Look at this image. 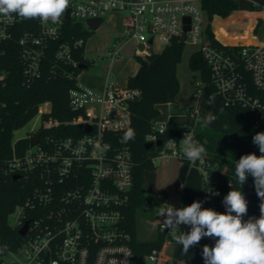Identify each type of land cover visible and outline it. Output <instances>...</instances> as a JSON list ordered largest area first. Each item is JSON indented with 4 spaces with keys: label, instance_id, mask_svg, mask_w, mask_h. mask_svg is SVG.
<instances>
[{
    "label": "built area",
    "instance_id": "2783aa9c",
    "mask_svg": "<svg viewBox=\"0 0 264 264\" xmlns=\"http://www.w3.org/2000/svg\"><path fill=\"white\" fill-rule=\"evenodd\" d=\"M121 11L126 12L124 32L111 44L106 56L120 57L123 41H133L135 56L147 58L156 53V41L164 49L174 38L181 40L188 23L185 18L190 17L184 42L198 44L224 102L248 107L255 124L264 122V101L251 92L246 79L249 73L256 88L264 90V43L243 44L238 54L231 49L235 44L220 39L230 49L214 44L207 28L211 25L213 30V22L219 15L215 14L211 20L202 0H69L68 8L56 23L39 20L38 31L25 32L16 39L23 84L30 85L42 78L47 52L53 47L54 59L74 69H80L81 64L88 67L97 64L85 52L82 59L75 57L84 39L65 40V23L89 18L106 20L108 14ZM17 22L18 18L7 20L0 16V123L5 106L1 94L10 73L5 63L15 45ZM52 71L56 73L57 69L54 67ZM203 91L204 83L200 80L193 93L192 106L178 117L160 111L146 136V142H153L152 148L156 150L153 161L157 157L175 156L182 166H188L186 179L177 181V198L165 192L154 208H167V204L184 207L187 180L195 170L200 175L201 189L194 201H201L202 208L226 211L222 204L225 165L207 150L202 161L192 165L182 152L181 140L186 132L201 142L196 122L198 118L202 120ZM142 96L140 87H118L109 82L105 90L99 91L78 82L69 92L70 107L77 112L72 118H56L50 101L41 104L37 114L42 116L40 127L32 128L24 138H14L11 153L4 159L3 174L19 175L18 179L31 185L32 191L9 215V223L18 235L5 244L0 264H134V237L128 218L134 186V157L131 144L122 138L132 124L131 104ZM64 125L72 127L69 134L59 131ZM38 132H41L39 142L31 144ZM24 140L29 142L28 146L20 143ZM159 140L161 145L157 144ZM169 140L176 141L175 148L169 146ZM104 144L110 146L107 151L103 150ZM253 193L250 180L244 194L248 202L245 221L255 208ZM14 213V219L10 220ZM158 216L148 221L149 236L138 238H161L163 243L146 253L144 260L146 264H172L176 257H167L165 248L176 241L179 230L175 235L169 229L163 230V217L156 219ZM26 225V233L21 234ZM181 231L187 232L189 227L182 225ZM200 243L211 247L215 239L205 237ZM177 264H186V260L178 259Z\"/></svg>",
    "mask_w": 264,
    "mask_h": 264
},
{
    "label": "trees",
    "instance_id": "16d2710c",
    "mask_svg": "<svg viewBox=\"0 0 264 264\" xmlns=\"http://www.w3.org/2000/svg\"><path fill=\"white\" fill-rule=\"evenodd\" d=\"M202 5L211 20L215 14L225 18L239 9L238 0H202ZM225 19L217 17L213 25L215 26L217 22ZM38 28L39 19L21 21L18 18L15 45L5 63V67L10 69V73L6 87L1 94L5 106L0 123V261L1 255L5 251V244L18 235L9 223V215L32 191V186L26 181L16 179L14 176L6 177L3 174L4 159L11 153L14 131L31 121L38 114L41 104L46 101L52 103V114L56 118L65 120L77 114L70 107L69 92L72 88L78 86L80 69H74L67 64L57 62L54 59V47L47 52L45 73L42 78L30 85L23 84L22 67L18 59L19 47L16 39L25 32H36ZM93 32L85 28L80 22L66 21L64 39H84L83 46L79 47L74 54L76 58L82 59L87 39ZM207 33L214 44L230 49L229 46L222 44L215 37L211 25L208 26ZM216 33L226 43H235V34L217 31ZM185 43L179 38H174L162 51L147 58L138 56L137 60L141 66L137 74L130 76L128 82L130 86L140 87L143 90L142 98L131 104V128L135 130V139L129 140L134 157V186L131 195V206L128 210L129 227L134 237V264H146L144 255L153 248L160 247L163 243L161 238L159 240H140L137 236L140 209L146 206L154 208L161 201L159 194L147 195L144 173L146 170L154 168L153 157L156 155V150L146 148V136L152 131L155 118L160 115L158 105L178 101L181 84L177 70L179 63L182 61ZM231 49L235 51V54L240 52V46ZM155 59H158V65L155 70H150L149 65ZM189 65L192 70L200 72L201 80L204 83V91L200 98V111L203 122L209 113L216 117L212 124L207 125L210 129L199 130L197 134L202 143L207 142L205 144L206 150L225 165L223 198L236 187L245 194L249 181L252 180L254 191L252 200L255 208L250 216L259 218L261 215V200L257 196L254 179L249 176L244 185L238 186L235 179V164L243 155L251 153H255L257 156L261 155L258 147L252 143V138L258 132H264V122L260 125L255 124L253 112L250 108L242 105H227L224 102L212 81L210 66L200 50H196L191 54ZM54 67L57 69L56 73L52 71ZM246 79L251 92L264 101V90L256 88L249 73L246 74ZM71 130L72 127L66 125L59 129L60 132L65 134H69ZM51 131H55V129ZM20 143L27 146L29 144L27 140ZM230 183L232 184L231 187ZM200 189V175L197 171L192 170L187 180L188 194L185 197L184 206L194 202L200 193ZM204 246L205 244L199 242L189 249L187 255H184L182 254V246L179 245L175 253L176 259L172 264H177L178 259L186 260V264H204L202 256Z\"/></svg>",
    "mask_w": 264,
    "mask_h": 264
},
{
    "label": "clouds",
    "instance_id": "9594fccd",
    "mask_svg": "<svg viewBox=\"0 0 264 264\" xmlns=\"http://www.w3.org/2000/svg\"><path fill=\"white\" fill-rule=\"evenodd\" d=\"M69 6V0H0V16L7 20L19 18L21 21L39 19L42 23H56ZM216 117L209 113L204 124L210 125ZM167 130L165 126L164 131ZM123 142L135 139V130L129 127L123 136ZM169 146L175 148L176 141L169 140ZM196 139L194 134L186 132L181 140L183 157L192 165L202 161L206 152L205 144ZM261 153L246 154L236 161L235 179L238 186L246 183L249 176L254 179V187L261 200L259 218L247 215L248 202L238 187L233 188L223 198L225 212L220 213L211 208H202L201 201H194L188 206L175 208L168 205L160 208L163 217L161 227L169 229L175 235L176 242L182 246V254L197 245L202 238H214V246L205 245L202 250L204 264H264V132H258L252 138ZM100 147V145H97ZM109 145L104 144L107 151ZM232 184L230 183V187ZM186 225L189 231L182 232Z\"/></svg>",
    "mask_w": 264,
    "mask_h": 264
},
{
    "label": "rangeland",
    "instance_id": "374dc122",
    "mask_svg": "<svg viewBox=\"0 0 264 264\" xmlns=\"http://www.w3.org/2000/svg\"><path fill=\"white\" fill-rule=\"evenodd\" d=\"M251 1L264 3V0H238L239 9L244 11L247 10ZM231 14L227 19L215 24L214 27L217 32H227L235 34V32L233 31H226L225 26L227 24H231L234 26L235 21L237 20V17L240 13L233 11ZM109 15L110 14H108L107 17ZM125 16L126 12L124 11L116 12L113 21L106 20L87 39L85 45V54L88 58H90V60H96L98 64L90 65L88 68L80 70L78 75V81L80 84L87 86L88 79L104 80L109 73V77L111 80H122L128 74L132 73V71H134V64L132 63V61H130L132 57L125 53L120 59L101 57V48L103 47L105 41L111 33L114 34L121 30L122 20ZM78 22L82 23L85 28L89 29L86 21ZM198 48V44H194L189 41L185 43L182 61L178 65V77L181 84V90L178 95V101H180V103H164L159 107L161 112H169L173 116L178 117L180 112H184L188 108V103H194V99L191 97V94L194 93L197 82L201 80V75L199 71H194L191 69L189 60L191 54L194 51L198 50ZM162 50V45L158 41H156L154 45V51L157 53ZM111 61H113L112 64ZM41 123L42 116L37 115L27 124L16 129L14 131V138L19 139L26 137L28 134H30L32 128H39ZM196 127L198 131L210 129L200 118L197 119ZM154 162V168L146 170L144 173L146 179L147 195L152 196L159 194L160 196H163V194L167 192L170 196L177 198L176 184L182 167L180 159L175 156L157 157L155 158ZM160 208L162 207L158 206L152 210L148 206H146L145 208L140 209L138 216V237L143 238L149 236L148 221L152 220L154 217H156V215H159ZM14 217L15 213L10 216V220H13ZM160 218L161 217L158 216L156 219ZM178 247L179 244L176 241H172L170 244H167L165 248L166 256L173 257Z\"/></svg>",
    "mask_w": 264,
    "mask_h": 264
},
{
    "label": "crops",
    "instance_id": "0c3cea01",
    "mask_svg": "<svg viewBox=\"0 0 264 264\" xmlns=\"http://www.w3.org/2000/svg\"><path fill=\"white\" fill-rule=\"evenodd\" d=\"M235 12L240 13L239 16L237 17V20L235 21V25L233 26L231 24H227L225 26L226 31L235 32V43H232V44H235V46H241L243 44H262V43H264V3H262V2L258 3V2L251 1L249 3V8L247 10L244 11V10L237 9V10H235ZM115 14H116V12L110 13V15L106 18V20L113 21ZM125 17L122 20L121 30H119L118 32H116L114 34L111 33L110 36H108L107 40L105 41L103 47L101 48V51H102L101 57L102 58L108 57V56H106V53L109 50V47L117 38H120L122 36V34L124 32V28H125V25H124ZM217 17H219L220 19H225L221 16H217ZM213 32H214L217 39L222 40L217 35L214 26H213ZM134 49H135V43L133 41H123V43H122V54L120 57H118V59H120L124 53L129 55L130 57H132L130 61H132V63L134 64V68H135L134 71H132V73L128 74L122 80H111L109 77L110 73L108 74V76L104 80L88 79L87 80V84H88L87 87H91L93 89L103 91L106 89L107 84L109 82H113L118 87H125V86L129 85L128 82H129L130 76H134L135 74H137V72L141 66L140 62L137 60V57L135 56ZM112 62L113 61H111V64H112ZM93 65H95V64H93ZM177 72H178V70H177ZM191 97L193 98V93L191 94ZM177 103H180V101H177ZM160 105H162V104H159L158 108L160 107ZM187 105H188V107L192 106V104H189V103ZM159 110H160V108H159ZM167 113H169V112H167ZM178 180H179V178H178Z\"/></svg>",
    "mask_w": 264,
    "mask_h": 264
},
{
    "label": "water",
    "instance_id": "95a60500",
    "mask_svg": "<svg viewBox=\"0 0 264 264\" xmlns=\"http://www.w3.org/2000/svg\"><path fill=\"white\" fill-rule=\"evenodd\" d=\"M67 16L69 17V14ZM185 21L189 23L190 22V17H186ZM86 22L88 24V28L91 31H95L97 28H99L105 22V19L104 18H89V19H87ZM188 23L185 24V26H184L185 32L181 36V41H183V42H184L185 37H186V31H188L190 29V25ZM150 41H152V39ZM157 65H158V59H155V60L151 61L150 65H149V69L150 70H155ZM85 68H88V66L86 64H81L80 65V69H85ZM40 136H41V132H38L31 139V144H35V143L39 142ZM157 144L161 145L162 144V140H159L157 142ZM153 145H154L153 142H146V148L147 149H151L153 147ZM187 173H188V166L187 165H183L181 167V170H180L179 179L185 180L186 176H187ZM18 177H19V175H15L14 176V178H16V179ZM26 231H27V225L24 228H22L20 232H21V234H25Z\"/></svg>",
    "mask_w": 264,
    "mask_h": 264
}]
</instances>
